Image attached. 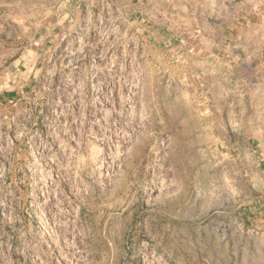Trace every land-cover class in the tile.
I'll use <instances>...</instances> for the list:
<instances>
[{"label": "rangeland", "instance_id": "obj_1", "mask_svg": "<svg viewBox=\"0 0 264 264\" xmlns=\"http://www.w3.org/2000/svg\"><path fill=\"white\" fill-rule=\"evenodd\" d=\"M40 2L0 0V264H264V154L210 130L264 0Z\"/></svg>", "mask_w": 264, "mask_h": 264}, {"label": "crops", "instance_id": "obj_2", "mask_svg": "<svg viewBox=\"0 0 264 264\" xmlns=\"http://www.w3.org/2000/svg\"><path fill=\"white\" fill-rule=\"evenodd\" d=\"M40 3L44 10L50 9L52 5L51 0H41ZM13 60H8V55L3 51L0 52V84L3 85V88L13 92L8 94L9 97L14 96L18 90L16 77L19 72L15 68L18 67L19 60L12 62ZM244 72L251 74L254 78V74L260 73V66L258 63L253 64L248 66ZM243 87L249 92L241 100L240 114L237 116L235 112L231 111L226 121L224 119L212 121L210 130L221 133L227 131L228 135L223 138L225 139L224 145L227 148H232V151L237 150L251 155L264 154V93H260L259 83L253 82L251 87H249V83H245ZM213 102L214 106H218L220 103L218 98H214ZM216 111L218 110L215 109L211 114ZM230 131L234 132L235 136L233 133L231 135Z\"/></svg>", "mask_w": 264, "mask_h": 264}]
</instances>
